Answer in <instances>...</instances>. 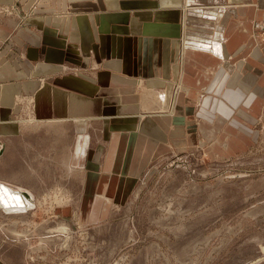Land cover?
<instances>
[{"label": "crops", "instance_id": "0c3cea01", "mask_svg": "<svg viewBox=\"0 0 264 264\" xmlns=\"http://www.w3.org/2000/svg\"><path fill=\"white\" fill-rule=\"evenodd\" d=\"M261 20L264 0H0V186L96 203L99 218L139 191L166 138L247 153L264 115Z\"/></svg>", "mask_w": 264, "mask_h": 264}, {"label": "rangeland", "instance_id": "374dc122", "mask_svg": "<svg viewBox=\"0 0 264 264\" xmlns=\"http://www.w3.org/2000/svg\"><path fill=\"white\" fill-rule=\"evenodd\" d=\"M253 29L264 53V20ZM175 61L171 69H181V59ZM149 88L138 90L148 103L159 96ZM158 108L152 114L171 113ZM258 129L257 143L243 154H236L235 138L197 137L187 145L180 137L172 148L164 139L163 157L139 191L99 218L96 203L35 200L0 186V264H264L262 114Z\"/></svg>", "mask_w": 264, "mask_h": 264}, {"label": "built area", "instance_id": "2783aa9c", "mask_svg": "<svg viewBox=\"0 0 264 264\" xmlns=\"http://www.w3.org/2000/svg\"><path fill=\"white\" fill-rule=\"evenodd\" d=\"M258 29H260V27Z\"/></svg>", "mask_w": 264, "mask_h": 264}]
</instances>
